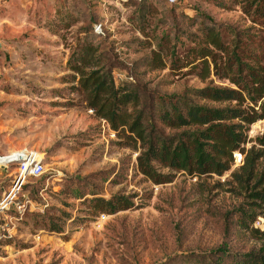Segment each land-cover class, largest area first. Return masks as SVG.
<instances>
[{"label": "rangeland", "instance_id": "obj_1", "mask_svg": "<svg viewBox=\"0 0 264 264\" xmlns=\"http://www.w3.org/2000/svg\"><path fill=\"white\" fill-rule=\"evenodd\" d=\"M243 1L0 0V158L10 157L0 165V264H178L186 252L219 246L243 252L256 245L235 224L244 203L229 172L173 171L171 181L160 184L146 179L133 144L93 116L64 67L76 39L86 36L114 60L117 83L164 96L201 87L207 80L150 68L142 58L164 34L178 37L177 46L189 44L198 14L263 34L242 13ZM263 129L264 119L251 124L248 135ZM233 158L231 169L241 155ZM32 159L12 190L22 164ZM75 189L130 195L133 206L95 216L73 197ZM50 221L60 232L49 230ZM253 226L263 228L264 219Z\"/></svg>", "mask_w": 264, "mask_h": 264}, {"label": "trees", "instance_id": "obj_2", "mask_svg": "<svg viewBox=\"0 0 264 264\" xmlns=\"http://www.w3.org/2000/svg\"><path fill=\"white\" fill-rule=\"evenodd\" d=\"M142 2L138 0L139 5ZM240 9L264 32V0H244ZM198 18L197 33L188 36L189 44L177 46L178 37L171 41L164 34L141 64L207 80L201 87L164 96L130 82L117 83L114 60L86 36L76 39L64 67L75 82L71 88L93 116L104 120L117 138L133 144L136 168L146 179L160 184L171 181L173 171L196 177L229 172L242 191L244 204L236 211L235 224L256 245L243 252L222 246L186 252L179 255L178 264H264V227L253 226L257 217L264 219V129L248 135L250 125L264 119V33L257 36L252 27L216 23L203 14ZM213 79L229 87L214 85ZM194 98L226 104L211 106ZM236 152L240 164L231 169ZM73 197L95 216L133 206L130 195L104 197L93 189L84 193L75 189ZM50 222L49 230L60 232Z\"/></svg>", "mask_w": 264, "mask_h": 264}, {"label": "built area", "instance_id": "obj_3", "mask_svg": "<svg viewBox=\"0 0 264 264\" xmlns=\"http://www.w3.org/2000/svg\"><path fill=\"white\" fill-rule=\"evenodd\" d=\"M166 1L168 2V0H166ZM172 2H173V1H172ZM172 2H171V3H172ZM94 30L96 31V29H94ZM1 158L4 159V160H3V161H0V165H5V164H7V160H8L10 157H7V158H5V157H1ZM32 161H33V159L30 160V163H29V164H28L27 161L24 162V163L22 164L21 169H22L23 172L26 171L27 168H29L30 164H32V163H31ZM24 174H25V172H24L23 174H20L19 177H17V178L15 179V181H14L13 184H12V190H15V191L18 190V188H19V186H20V181L22 180ZM7 201H10V199L6 200V202H5L4 204H6ZM2 202H3V198H2L1 201H0V210H1V207H2V205H3ZM100 216H102V215H100Z\"/></svg>", "mask_w": 264, "mask_h": 264}, {"label": "bare ground", "instance_id": "obj_4", "mask_svg": "<svg viewBox=\"0 0 264 264\" xmlns=\"http://www.w3.org/2000/svg\"><path fill=\"white\" fill-rule=\"evenodd\" d=\"M4 159L0 158V161H3Z\"/></svg>", "mask_w": 264, "mask_h": 264}]
</instances>
